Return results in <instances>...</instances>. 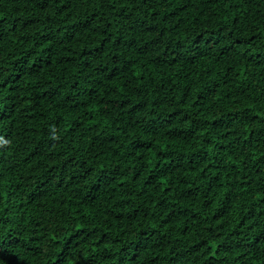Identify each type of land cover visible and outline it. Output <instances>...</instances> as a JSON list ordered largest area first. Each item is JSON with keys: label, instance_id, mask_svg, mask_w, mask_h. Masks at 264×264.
<instances>
[{"label": "trees", "instance_id": "obj_1", "mask_svg": "<svg viewBox=\"0 0 264 264\" xmlns=\"http://www.w3.org/2000/svg\"><path fill=\"white\" fill-rule=\"evenodd\" d=\"M0 264H264V0H0Z\"/></svg>", "mask_w": 264, "mask_h": 264}]
</instances>
